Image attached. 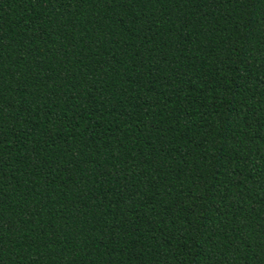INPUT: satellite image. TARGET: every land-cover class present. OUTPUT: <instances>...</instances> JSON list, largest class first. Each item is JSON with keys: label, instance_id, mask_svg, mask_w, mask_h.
Wrapping results in <instances>:
<instances>
[{"label": "trees", "instance_id": "trees-1", "mask_svg": "<svg viewBox=\"0 0 264 264\" xmlns=\"http://www.w3.org/2000/svg\"><path fill=\"white\" fill-rule=\"evenodd\" d=\"M0 264H264V0H0Z\"/></svg>", "mask_w": 264, "mask_h": 264}]
</instances>
